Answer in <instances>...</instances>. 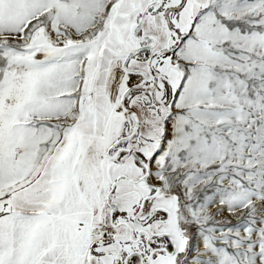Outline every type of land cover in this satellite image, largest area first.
I'll use <instances>...</instances> for the list:
<instances>
[{
  "label": "snow or ice",
  "instance_id": "snow-or-ice-1",
  "mask_svg": "<svg viewBox=\"0 0 264 264\" xmlns=\"http://www.w3.org/2000/svg\"><path fill=\"white\" fill-rule=\"evenodd\" d=\"M0 264H264V0H0Z\"/></svg>",
  "mask_w": 264,
  "mask_h": 264
}]
</instances>
